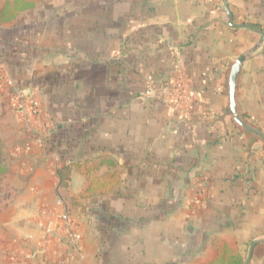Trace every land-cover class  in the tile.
Here are the masks:
<instances>
[{"label": "crops", "instance_id": "crops-1", "mask_svg": "<svg viewBox=\"0 0 264 264\" xmlns=\"http://www.w3.org/2000/svg\"><path fill=\"white\" fill-rule=\"evenodd\" d=\"M228 2L249 28L229 26L223 0H0V85L34 96L51 128L41 147L5 127L0 264H214L225 250L245 264L241 246L264 239V143L225 116L227 82L264 37V0ZM238 105L264 131V43ZM74 163L80 253L56 192Z\"/></svg>", "mask_w": 264, "mask_h": 264}, {"label": "water", "instance_id": "water-1", "mask_svg": "<svg viewBox=\"0 0 264 264\" xmlns=\"http://www.w3.org/2000/svg\"><path fill=\"white\" fill-rule=\"evenodd\" d=\"M225 11L228 16L229 20V26L231 28H242L247 29L248 26H236L233 22V15L229 9V2L228 0H223ZM263 35V32H260ZM264 43V37L261 39L260 43L257 44L253 49L249 50L248 52H245L241 57L236 60L229 71L228 74V82H227V97H228V110L226 111V115L228 117H231L234 124L243 132H246L248 134H251L255 136L256 138L260 139L264 143V131L260 130L258 127L250 124L246 121V119L241 115L238 105V84H239V77L241 74V71L243 69V66L245 63L252 57V55L260 49L262 44ZM264 243V239H258L255 240L249 249L247 262L248 264H251L252 256L254 249L256 245Z\"/></svg>", "mask_w": 264, "mask_h": 264}, {"label": "rangeland", "instance_id": "rangeland-1", "mask_svg": "<svg viewBox=\"0 0 264 264\" xmlns=\"http://www.w3.org/2000/svg\"><path fill=\"white\" fill-rule=\"evenodd\" d=\"M11 83V82H10ZM9 83V84H10ZM5 85L4 83L0 85V138H4L3 135L5 136V134L7 133L5 127L8 126H13L14 124L17 127H24L25 125L21 122V119L18 115V111L16 106L18 105V98H17V102L16 104H13V96L11 94H8V91L12 88L11 86H8V83H6V87L3 86ZM13 85V83H12ZM13 93H15V96L17 97V95L21 94V93H25V94H29L27 91H25L23 88H13L11 89ZM6 95V96H5ZM30 95V94H29ZM34 97V96H33ZM12 98V99H11ZM180 98V97H179ZM9 100V102H8ZM37 101V100H36ZM40 107V106H39ZM40 110L42 111V115L40 118H42L41 120H36L33 119L31 122L32 128L30 129H24V132H30L32 136L36 137L38 136L39 139L38 143L41 147H44L45 145V140H44V136H46L47 134H49V131L51 128H48L47 125L45 124V119L48 116L45 111H43L41 108ZM50 121V118L48 116V120ZM53 121V120H52ZM55 125V123H54ZM55 128V127H53ZM52 128V129H53ZM9 131V130H8ZM5 141H3L2 139V151H1V158L3 160L4 156H5V150H6V145L4 144ZM74 221V220H73ZM75 223V221H74ZM76 224V223H75ZM250 245L251 243H249L248 245H243L241 246L242 249V254L245 256V264H248L247 262V258H248V253H249V249H250ZM238 255V254H235ZM241 256V255H238ZM251 264L252 261H251Z\"/></svg>", "mask_w": 264, "mask_h": 264}, {"label": "trees", "instance_id": "trees-1", "mask_svg": "<svg viewBox=\"0 0 264 264\" xmlns=\"http://www.w3.org/2000/svg\"><path fill=\"white\" fill-rule=\"evenodd\" d=\"M2 151V142L0 141V178L5 174L6 167L1 158ZM92 165V162H91ZM88 162L86 163V169L88 170L90 166H88ZM82 167L81 163L74 164H62L60 168L57 169V177H58V186H57V196L60 201L63 203L66 214L74 220L77 214L79 213L80 206L72 197V175L73 172L80 169ZM89 178H92V173L90 169L88 170ZM223 257L214 264H243V258L238 255H234L233 253H226L224 251Z\"/></svg>", "mask_w": 264, "mask_h": 264}, {"label": "built area", "instance_id": "built-area-1", "mask_svg": "<svg viewBox=\"0 0 264 264\" xmlns=\"http://www.w3.org/2000/svg\"><path fill=\"white\" fill-rule=\"evenodd\" d=\"M212 1V0H210ZM179 97L181 100L185 99V95L183 92L179 93ZM18 98V105L16 106L18 115L21 119V122L25 125V128L28 130L32 128L31 122L33 119L41 120L42 118V111L40 110V107L37 104L36 99L29 94L21 93L17 95ZM27 150L31 149V146L26 147ZM60 221L62 222L65 230L67 231V237L69 240V243L71 247L74 249V251L80 253L81 252V234L77 227V225L74 223V221L66 214L63 213L59 217ZM50 231V228H48Z\"/></svg>", "mask_w": 264, "mask_h": 264}]
</instances>
